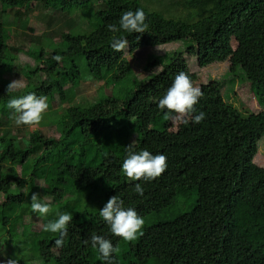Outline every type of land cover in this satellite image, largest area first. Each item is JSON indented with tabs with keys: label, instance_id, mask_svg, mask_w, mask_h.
I'll return each instance as SVG.
<instances>
[{
	"label": "trees",
	"instance_id": "obj_1",
	"mask_svg": "<svg viewBox=\"0 0 264 264\" xmlns=\"http://www.w3.org/2000/svg\"><path fill=\"white\" fill-rule=\"evenodd\" d=\"M38 1L47 9L60 8L69 14L80 11L90 27L91 8L95 26L84 35H61V41L67 42L64 51L53 50V57H62L60 66L53 57L44 59L43 50L38 51L36 59L46 64L38 74L39 85L8 93L3 75L12 70L16 56L1 22L0 118L13 112L6 107L10 98L29 92L43 96L52 85L62 98L66 82L75 85L90 78L103 84L110 79L115 86L111 93L102 87L92 103L61 112L54 120L62 128L57 140L37 131L29 144L16 137L0 139V195L4 197L0 244L7 242L10 256L18 264H105L91 246L90 236L96 233L119 248L112 255L113 264H264V167L255 163L264 135V111L240 113L225 101L221 81L199 86L203 96L194 114L205 113L200 123L190 120L171 131L167 116L175 113L157 107L177 73L183 71L197 83L199 74L187 62L191 56L201 69L229 63L230 73L241 70L263 104L264 0H189L188 16L178 19L150 12L138 0H71L68 7H63L62 0H0V6L6 13L28 9ZM137 8L146 14L145 33L108 30V24L118 26L124 11ZM113 35L127 38L123 51L111 48ZM175 41L183 43L181 50L154 57L148 69H159L147 79L135 77L127 53ZM78 59L84 75H71ZM131 142L136 151L167 157V169L160 177L130 181L123 174L125 148ZM15 165L21 167L20 173ZM136 183L142 185L143 195L133 191ZM192 190L195 200L186 212L167 213ZM32 193L39 194L42 202L50 197L51 211L41 217L39 232H33L30 225L18 232L25 215L40 216L31 209ZM113 195L143 219L154 218L133 241L112 235L99 216ZM57 210L73 217L60 248L54 243L58 234L43 230L57 218ZM25 248L30 255L23 254Z\"/></svg>",
	"mask_w": 264,
	"mask_h": 264
},
{
	"label": "rangeland",
	"instance_id": "obj_2",
	"mask_svg": "<svg viewBox=\"0 0 264 264\" xmlns=\"http://www.w3.org/2000/svg\"><path fill=\"white\" fill-rule=\"evenodd\" d=\"M150 12L158 13L165 18H186L190 12L188 9L189 0H138ZM63 7L71 5V0H62ZM98 8V7H96ZM98 10V9H97ZM92 26H89L87 18L78 11L69 14L62 9H47L44 3L40 1L32 3L30 8L8 10L3 13L0 6V23L6 28L9 36L7 43L10 46L12 54H14V65L12 70L5 72L3 77L7 85L13 80H18L20 88L25 86L39 85L38 74L46 66L44 61L36 59L37 52L44 51V59L53 57V50L64 51L67 42L61 41L62 34H71L72 36L84 35L85 32H91L94 29L95 18L92 17V10H88ZM12 17L13 20L10 18ZM74 26V27H72ZM90 27V28H89ZM190 43V42H189ZM186 46H188V44ZM183 43L175 41L170 44L151 47L147 46L135 52L127 53L126 56L130 61L134 75L138 80H145L151 73H155L159 68L148 69L151 60L154 57H161L165 54L181 50ZM237 43L233 42V48L236 49ZM190 70L199 74V80L194 86H201L210 81H221L223 84V97L225 101L237 109L243 115L258 114L264 111V103L257 101L254 90L248 81L244 80L241 70L230 73L228 70L229 63H223L211 66L206 69L198 67L197 59L194 56L187 57ZM76 68L73 69L71 75L77 72L83 74V66L80 59L75 61ZM61 62L59 61V66ZM46 78V76H44ZM115 84L110 80H106L103 84L96 83L92 79H80L78 84L73 85L72 82H66L63 85L65 95L62 98L57 86L52 85V94L47 90L43 94L47 98L48 109L43 113V118L39 125L17 126L13 112L10 115H1L0 118V139L5 137H16L19 141L31 142V134L35 131L40 132L44 137L50 140H57L61 136L62 128L54 122L61 112L67 108L85 103H92L97 100L100 95L101 88L104 87L107 93H111ZM17 89V90H18ZM71 100V101H70ZM180 124L171 122V131H177ZM15 144V142H14ZM16 145V144H15ZM43 150V149H42ZM2 148L0 147V153ZM38 152H36L37 154ZM35 156V154H34ZM255 163L264 167V135L259 143V152L255 157ZM17 171L21 172V167L15 165ZM40 185L43 181H38ZM195 191L192 190L184 201H179L172 211H167L171 215L186 212L188 206L195 200ZM4 201V197L0 195V203ZM44 202H52L50 197H44ZM145 226L152 225L154 218L148 217L144 219ZM25 225H30L33 232H39L43 227L41 216L29 214L25 215L23 220L17 225V231L21 232ZM4 230V229H3ZM30 240V238H27ZM0 244V261H7L10 256L11 249L7 246V242ZM6 244V245H5ZM15 251V248L12 247ZM16 252V251H15ZM17 254V252H16ZM23 254H29L28 248L23 249ZM18 255V254H17Z\"/></svg>",
	"mask_w": 264,
	"mask_h": 264
},
{
	"label": "clouds",
	"instance_id": "obj_3",
	"mask_svg": "<svg viewBox=\"0 0 264 264\" xmlns=\"http://www.w3.org/2000/svg\"><path fill=\"white\" fill-rule=\"evenodd\" d=\"M146 14L142 8L135 11H124L117 24H108L107 28L112 33L124 31L127 33H145L148 25L145 23ZM111 48L116 52L123 51L128 46L126 37L117 35L112 36ZM54 60L59 62L62 57L56 55ZM18 80H13L7 85L8 93L15 92L19 87ZM203 92L199 86H194L187 73L181 71L175 75L171 85L157 102L160 110L167 109V118L174 124L200 123L205 113L200 111L198 114L195 105ZM6 107L13 110L15 123L19 125L35 126L39 125L43 118V113L48 109L47 98L38 96L35 92H29L26 95L10 98ZM126 157L123 159L121 170L130 181H151L160 177L167 169V157L163 154L153 155L148 150H135V145L131 142L126 145ZM133 191L143 195L144 189L140 183H136ZM124 202L117 195L111 196L102 208L99 216L110 226L112 235L122 238L124 241H133L138 235H143L142 228L145 223L143 217L139 216L133 208H125ZM31 209L41 217L47 216L51 211L48 202H42L39 194L32 193ZM73 217L70 213H64L57 210V218L49 221L44 225L43 230L58 234L54 243L57 248L63 247L64 237L68 234V225L72 222ZM89 241L85 240L87 244ZM90 242L93 249L100 254V259L105 264H113V253H118L119 248L114 247L112 242L105 236L92 233ZM0 264H18L14 258L7 261H0Z\"/></svg>",
	"mask_w": 264,
	"mask_h": 264
}]
</instances>
